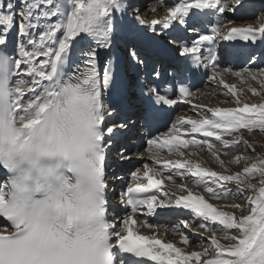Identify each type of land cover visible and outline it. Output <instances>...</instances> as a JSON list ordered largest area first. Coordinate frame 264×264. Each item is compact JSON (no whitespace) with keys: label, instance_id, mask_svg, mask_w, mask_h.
<instances>
[{"label":"snow or ice","instance_id":"obj_1","mask_svg":"<svg viewBox=\"0 0 264 264\" xmlns=\"http://www.w3.org/2000/svg\"><path fill=\"white\" fill-rule=\"evenodd\" d=\"M160 6L0 0V264H264V153L244 139L264 133V0ZM204 77L235 106L172 120Z\"/></svg>","mask_w":264,"mask_h":264},{"label":"bare ground","instance_id":"obj_2","mask_svg":"<svg viewBox=\"0 0 264 264\" xmlns=\"http://www.w3.org/2000/svg\"><path fill=\"white\" fill-rule=\"evenodd\" d=\"M150 7H149V9H148V12H150L151 13V15L149 16V18L151 17L152 19H154V18H162L164 15H161L160 17H157V16H155L154 14L156 13V11L155 12H153V11H151V9L153 8V7H156V9H158L159 7H161L160 5H161V0H150ZM166 6H170V4L169 5H166ZM166 6H163L164 7V11L166 12ZM162 7V8H163ZM164 12V13H165ZM229 18H231V17H229ZM225 57L229 60V63H227V64H223V67H233V68H235L236 70H238V67H237V65L239 64V60L237 59V58H234V57H230V56H227V55H225ZM129 75V74H128ZM225 79H226V81L228 82V83H233V81H234V84H236L237 85V88L238 89H243V86L242 85H244V83H241L240 82V80L238 79V78H236V77H234V76H230V80H228L227 78H226V76H225ZM208 84V83H207ZM214 84V83H213ZM216 84V83H215ZM217 85V84H216ZM206 86V83L205 84H203L202 85V87L200 88V89H198V91L196 92L195 91V96L198 94V93H200L199 91H202L203 92V89H204V87ZM217 88H219V89H221V91L223 92V89H222V87H220V86H218L217 85ZM217 90V89H216ZM218 92H220V90L218 91ZM204 93L206 94V93H208L206 90L204 91ZM247 94H249L250 96H252L251 95V93L250 92H246ZM202 94V93H201ZM212 95V94H211ZM194 96V97H195ZM198 96V95H197ZM209 96H210V94H209ZM202 97V96H201ZM246 97V95L245 94H242L241 95V98L243 99V98H245ZM219 98V97H218ZM256 98V97H255ZM205 99H206V101H204V102H201V101H193L192 100V98H191V103H185V102H180V107H179V109H180V111L182 112V116H192L193 118H198V115L196 114V111L195 110H192V109H194V105H208V106H216V104H213L212 102H209V97H208V95H206V97H205ZM245 99H248L247 97L245 98ZM219 100V99H218ZM221 100V99H220ZM219 100V101H220ZM248 100H251V99H248ZM258 100V99H257ZM250 102H252V103H256V102H254V101H250ZM260 102V101H259ZM258 102V103H259ZM233 106H235L233 103H229L228 104V106L226 105V107H233ZM144 148H142V150H143ZM144 151V150H143ZM260 153H263V152H261L260 151ZM145 155L147 156V153H145ZM200 156H206V158H207V160H208V163H207V160L206 161H204L205 163H206V165L208 166V167H211V168H213V169H216V170H220L219 168H217V167H213L210 163H209V161H212L205 153H201V155ZM198 157H193V159H197ZM201 158H203V157H201ZM146 162H148L149 164H151L152 162L150 161V160H147ZM130 164H136V166H135V168H137V167H142V162L141 161H139V160H135L134 161V163L133 162H131V163H129V165ZM231 170V169H230ZM233 172V171H232ZM181 181H177V183H180ZM189 186L191 187L192 185L191 184H189ZM172 191H174V189H172ZM201 191H202V189H201ZM212 203H215V204H220V205H223V204H226V202H220V201H212ZM228 211H230V208L229 209H227ZM158 211H160V210H158ZM169 214H167V213H162L160 216H158V217H156V218H152V217H148L147 218V221L149 222V223H153V224H161V225H163V224H165V222H166V218H167V216H168ZM172 215H176V214H172ZM180 215L181 216H183V213H180ZM145 219V217L143 216V215H141L140 217H139V219H138V224L136 225V227H140V221L141 220H144ZM140 231L143 233V234H145V235H151L152 234V231L151 230H149V229H147V228H140ZM160 232H161V234H162V236H161V238L162 239H164L165 241H173V242H175V243H177V246H181L182 247V245L179 243V237L175 234V233H173V232H171L170 230L167 232V233H164V230H163V228L160 230ZM193 238V240L194 241H196L197 239H198V237H196V236H192L191 237V239ZM193 247H195V245H193Z\"/></svg>","mask_w":264,"mask_h":264},{"label":"rangeland","instance_id":"obj_3","mask_svg":"<svg viewBox=\"0 0 264 264\" xmlns=\"http://www.w3.org/2000/svg\"><path fill=\"white\" fill-rule=\"evenodd\" d=\"M139 3L141 5H143V7L141 8V14L144 16L145 19L147 20H151L152 18L149 16L151 15L150 12H148V9L150 7V0H139ZM163 6L159 7L157 10H156V13L154 14L155 16L157 17H160L161 15H165V11H164V7L162 8ZM226 78L228 80H230L227 76ZM208 84H206V86L204 87L203 89V92L200 91V93H198L196 96L197 98L201 99V100H204V97H206V95H208L209 97V102H212V103H216V101H225L226 100V96L223 94V92L221 91V89L217 88V85L215 84V82H207ZM214 83V84H213ZM234 83V81H233ZM249 85H251L252 87H255L259 90L260 86L259 84H257L256 82H253V81H249L247 84L244 83L243 86V89L247 90ZM217 89V90H216ZM207 91L208 93H204V91ZM220 90V92H218ZM202 93V94H201ZM246 93V92H245ZM210 94V96H209ZM212 94V95H211ZM249 95V94H248ZM202 96V97H201ZM219 97V98H218ZM246 97H250V98H253L254 102H258V98H255L256 96H246ZM219 99V100H218ZM225 103V102H224ZM218 104V103H217ZM229 104V103H226V105ZM228 106V105H227ZM196 114H197V111H196ZM244 139L247 140L249 142V144L252 145V147L255 149V153L256 154H260L259 152H263L264 153V133H260L258 131L256 132H253V133H247L245 132L244 133ZM243 153V155H253L252 152L250 151H245L243 147H239V148H235L233 150H231L228 155L226 156H222L221 158L224 159L225 161H227L228 159H230L231 157L235 156V155H238V154H241ZM203 157V158H201ZM199 159H202L203 161H206L207 158L206 156H200L198 157ZM206 159V160H205ZM207 163H208V160H207ZM209 163L213 166V167H218V165L212 160V161H209ZM243 166V162L241 165H229L228 167L231 169V171L233 172H236V171H240L241 170V167ZM258 179V178H257ZM253 182H256V180H253ZM220 202H226V203H229V200H220ZM236 203H242V201H239V200H236L234 201ZM231 211V209H230ZM239 215V213H237ZM197 231H200L199 229H197ZM204 235H207V233H204ZM193 240V238H192ZM194 241V240H193Z\"/></svg>","mask_w":264,"mask_h":264}]
</instances>
